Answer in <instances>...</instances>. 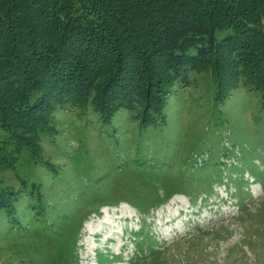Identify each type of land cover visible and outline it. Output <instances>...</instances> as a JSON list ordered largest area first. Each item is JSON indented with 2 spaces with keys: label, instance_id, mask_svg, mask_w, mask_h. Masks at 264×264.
I'll return each mask as SVG.
<instances>
[{
  "label": "rangeland",
  "instance_id": "obj_1",
  "mask_svg": "<svg viewBox=\"0 0 264 264\" xmlns=\"http://www.w3.org/2000/svg\"><path fill=\"white\" fill-rule=\"evenodd\" d=\"M37 10L18 48L50 28ZM202 64L148 121L91 98L52 107L34 133L0 116L14 155L0 163V264H264L263 94Z\"/></svg>",
  "mask_w": 264,
  "mask_h": 264
},
{
  "label": "trees",
  "instance_id": "obj_2",
  "mask_svg": "<svg viewBox=\"0 0 264 264\" xmlns=\"http://www.w3.org/2000/svg\"><path fill=\"white\" fill-rule=\"evenodd\" d=\"M42 8L50 28L18 48L13 30L25 40V21ZM55 17L61 26L52 27ZM35 57L32 69L26 59ZM200 64L213 65L219 86L241 75L259 83L264 98V0H0V116L4 124L15 119L10 132H36L66 99L91 98L104 115L142 105L148 121L184 70ZM12 157L5 150L0 163Z\"/></svg>",
  "mask_w": 264,
  "mask_h": 264
}]
</instances>
